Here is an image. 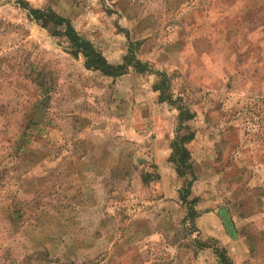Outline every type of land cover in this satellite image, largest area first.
<instances>
[{
    "label": "rangeland",
    "instance_id": "obj_1",
    "mask_svg": "<svg viewBox=\"0 0 264 264\" xmlns=\"http://www.w3.org/2000/svg\"><path fill=\"white\" fill-rule=\"evenodd\" d=\"M21 2L147 71L86 69ZM216 248L264 264V0H0V264H218Z\"/></svg>",
    "mask_w": 264,
    "mask_h": 264
},
{
    "label": "trees",
    "instance_id": "obj_2",
    "mask_svg": "<svg viewBox=\"0 0 264 264\" xmlns=\"http://www.w3.org/2000/svg\"><path fill=\"white\" fill-rule=\"evenodd\" d=\"M24 9L27 10L28 16L34 21L38 26L45 29L51 36L55 38L62 39L68 43L71 55L75 57H82L84 60V66L88 70H93L101 73L104 76L109 77H118L126 73L128 69H132L135 73L141 74L147 71L145 64L137 60L134 56L127 55L124 57L123 62L118 65L109 64L106 59L99 53L95 48L87 41L83 40L73 26L71 22L54 13L49 9H33L22 2L20 3ZM158 76V86H155V90L159 91V101L165 102L166 100L171 104L174 102L171 99V96H166L161 88V85L169 83V78H167L165 73L156 74ZM181 110V109H180ZM193 118V115L190 114V111H180L178 115L179 125L184 124L185 122L190 121ZM193 140V133L187 132L184 136H177L172 143V155L169 160L175 165L176 173L182 177L184 174L185 168H189L187 161L189 153L185 145ZM190 184H187L186 196L190 194L189 191ZM197 202L196 198H193L191 201L194 206ZM193 213L189 216L191 217ZM196 215V214H195ZM219 217L224 225L225 230L230 237H234L235 230L230 221V218L225 210L219 211ZM193 218V217H192ZM216 253L218 254L219 262L218 264H232L229 258L226 256V252L223 248H216Z\"/></svg>",
    "mask_w": 264,
    "mask_h": 264
}]
</instances>
